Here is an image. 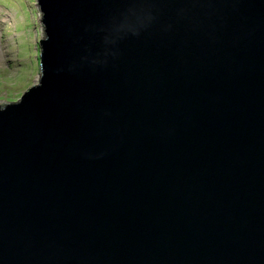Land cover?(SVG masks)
<instances>
[{"label": "water", "instance_id": "water-1", "mask_svg": "<svg viewBox=\"0 0 264 264\" xmlns=\"http://www.w3.org/2000/svg\"><path fill=\"white\" fill-rule=\"evenodd\" d=\"M35 1L0 264H264V0Z\"/></svg>", "mask_w": 264, "mask_h": 264}, {"label": "rangeland", "instance_id": "rangeland-1", "mask_svg": "<svg viewBox=\"0 0 264 264\" xmlns=\"http://www.w3.org/2000/svg\"><path fill=\"white\" fill-rule=\"evenodd\" d=\"M35 0H0V107L18 102L39 80L43 37Z\"/></svg>", "mask_w": 264, "mask_h": 264}]
</instances>
